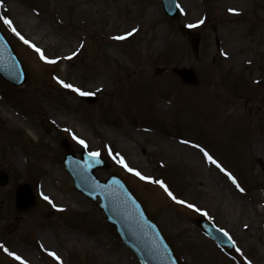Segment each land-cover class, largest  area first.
<instances>
[{"label":"rangeland","instance_id":"1","mask_svg":"<svg viewBox=\"0 0 264 264\" xmlns=\"http://www.w3.org/2000/svg\"><path fill=\"white\" fill-rule=\"evenodd\" d=\"M177 4L179 22L201 34L197 57L187 37L164 15L160 0L0 4V16L10 18L21 35L56 61L42 60L0 20L26 73L21 86L0 75V170L8 175L0 187L1 264H21L4 248L31 253V258L22 259L27 264H140L97 203L75 190L62 163L64 140L77 156L81 150L99 152L110 163L108 169L95 171L97 177L114 172L123 178L179 264H264V0ZM23 16L37 20L44 34L29 33ZM157 39L160 44L155 46ZM181 66L194 69L196 85L182 82L172 72ZM157 68L164 70L156 72ZM232 79L236 84L231 86ZM59 80L92 93L96 101L88 103ZM6 107L24 122L10 119L3 111ZM56 111L68 121L57 122ZM27 124L34 138L28 135ZM185 141L199 146L202 156L197 164L183 148ZM256 141L261 148H254ZM205 152L225 171L213 168ZM120 157L152 180L127 171L118 163ZM51 168L56 171L48 180ZM211 175L227 177L223 185L231 188L241 212L238 219L226 215L213 185L204 184ZM155 180L164 181L177 200L186 203L174 201ZM21 183L30 185L35 205L17 212L14 195ZM41 184L55 196L45 200ZM196 216L226 232L235 249H220L194 224ZM42 230L52 237L51 249L38 238Z\"/></svg>","mask_w":264,"mask_h":264},{"label":"water","instance_id":"2","mask_svg":"<svg viewBox=\"0 0 264 264\" xmlns=\"http://www.w3.org/2000/svg\"><path fill=\"white\" fill-rule=\"evenodd\" d=\"M164 13L175 22L182 34L188 35L192 53L197 56L200 36L190 33L189 30L177 23L176 0H162ZM173 71L179 75L184 82L197 83L195 73L191 68H174ZM0 72L9 80L20 84L25 75L21 66L12 53L6 40L0 33ZM88 102L93 97L86 98ZM62 144L66 151L64 163L74 178L76 188L86 196L96 199L99 196V206L105 211L107 221L115 225L123 243L130 247L142 264H178L170 247L164 241L158 227L150 220L144 212L141 204L128 190L123 181L115 174L109 179L99 181L94 176L96 167H107L108 164L92 157L83 151L81 158L77 159L68 150L65 141ZM7 175L0 172V185L5 184ZM27 185H21L16 191V206L18 210H25L34 205V199ZM197 225L210 235L219 245L232 247L228 237L221 233L211 223L203 218H196Z\"/></svg>","mask_w":264,"mask_h":264},{"label":"bare ground","instance_id":"3","mask_svg":"<svg viewBox=\"0 0 264 264\" xmlns=\"http://www.w3.org/2000/svg\"><path fill=\"white\" fill-rule=\"evenodd\" d=\"M81 3H85V2H81ZM21 21L23 23V26L27 28L29 33H31V31H34V32H36L35 34L38 35L39 37L41 36V34H44L45 28H43V27H39L38 28L37 27L38 26L37 20H31L30 18H28V16H23ZM159 44H160V39H157V41L155 42V46H157ZM101 83H104V81L102 79H101ZM168 83H169V81H168ZM3 111H4L5 114L7 113V116L10 117V119H15L17 121L21 120L20 116L17 115L15 111L10 112V108L6 107V109H3ZM53 117H54V119L57 122L68 121V119H69L68 116H66L64 113H61L59 111L54 112ZM21 121L24 122V118ZM78 128H82V127L78 126ZM26 129H27L28 135L34 138L35 135L30 130L29 124L26 125ZM35 141H37V139H35ZM184 143H185L184 144L185 147L183 146V148L187 149L192 154V156L196 158V164H197V160L199 161V157L202 156V154L198 150L197 145L192 143L191 141H185ZM261 145L262 144L259 141H256L255 144H254V148H256V147L257 148H261ZM210 163H211V166L213 168L218 169L216 164H213L212 162H210ZM206 164H208V162H206ZM55 171H56V169L51 168L49 170L50 176H47L46 179L50 180L51 176H53L55 174ZM218 177L220 179L214 177L213 175H211L210 179H209L210 182H205L204 184L206 186H208V184H210V183L213 185L214 191H216L217 194L220 196L219 202L222 204V208L224 209L226 215L228 217L232 218V219H238V216L241 215V212H239V214L237 212V209H236L237 206L235 204V198L232 195L233 193L231 191V188L227 184L223 185L226 182L225 180H227V177L224 176L225 180L223 179V177L221 175H218ZM223 189L227 190V193L224 192ZM41 191H42L43 197L47 196V197H49L51 199V198H53L55 196V193L52 192V190H50L49 188L46 189L44 187V184H41ZM242 216L244 217L243 214H242ZM242 226L243 227H247V224L242 223ZM62 236H64V234H62ZM38 238H39V240L42 243L44 248L49 249L51 247L50 246L51 245L50 239H52V237L49 236V233L47 231H43V230L40 231L39 234H38ZM74 238H75V235H74ZM83 242H86V240L83 241ZM17 255L21 256L22 259L31 258V253H29L26 250H22L21 253L17 252Z\"/></svg>","mask_w":264,"mask_h":264},{"label":"snow or ice","instance_id":"4","mask_svg":"<svg viewBox=\"0 0 264 264\" xmlns=\"http://www.w3.org/2000/svg\"><path fill=\"white\" fill-rule=\"evenodd\" d=\"M3 0H0V4H2ZM230 11H235L234 9H230ZM0 20L3 21L4 24H6L8 27L11 28V30L22 40L24 41V43L26 44H29L39 55H40V58L42 60H44L45 62L47 63H55L56 61L55 60H50L45 54L44 52L39 48L37 47L35 44L31 43V41L27 40L23 35H21V33L16 29V27L13 25V21L6 17V16H0ZM203 21H201L202 23ZM135 31V29L133 30ZM129 35H131V33H129ZM124 37H117V39H123ZM73 55H75V53H73ZM69 59H71V57H69ZM59 83L61 85H63V87L65 88H68V89H72L78 93H80L81 95H92V93H84L81 91V89L79 88H76L74 85L72 84H69V83H66L65 81L63 80H59ZM76 139H78V142L87 147V144L84 140L82 139H79L77 137H74ZM197 147H199L197 145ZM109 151L111 152V150L109 149ZM100 155L99 152H91L90 153V156L92 157H98ZM204 155L207 157V159L212 162L213 164H216V166L218 168L221 169V171H225V169L218 164V162L216 160L213 159V157L211 155H209L207 152L204 153ZM118 163H120L124 168L127 169V171L135 174L136 176L140 177V179L142 180H152V177L150 176H145L143 175L140 171H138L137 169H134L132 167H129V165L127 164V162L124 160L123 157H120L119 160H118ZM228 175V177L233 181V183H236V186L240 189V191H244L243 188L240 187V185L236 182V178L234 176H232L231 173H226ZM154 183H157L159 185H161L164 190L167 192V194L174 200V201H177L178 203H181V204H185L186 202L183 201V200H177V197L168 189L167 185L164 183V181H161V180H155L153 181ZM45 200H48L49 197L45 196L44 197ZM187 207L189 208H194L196 209L197 211H199L198 208H196V206L194 204H187ZM223 231V230H222ZM227 235V233H225ZM0 247H3V245H0ZM4 251L8 252L10 256L14 257L16 260H19L21 261V264H27V261H24L22 260V257L17 255L15 252H9V250L7 248H4ZM237 251H239V249H237ZM51 256H53L56 260H60V257L55 253V252H50L49 253ZM248 264H251V261L248 262Z\"/></svg>","mask_w":264,"mask_h":264}]
</instances>
